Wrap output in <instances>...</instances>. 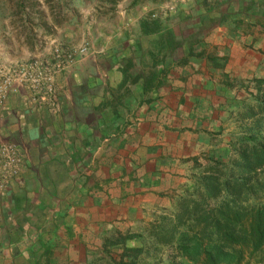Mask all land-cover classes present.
Here are the masks:
<instances>
[{"label":"rangeland","instance_id":"rangeland-1","mask_svg":"<svg viewBox=\"0 0 264 264\" xmlns=\"http://www.w3.org/2000/svg\"><path fill=\"white\" fill-rule=\"evenodd\" d=\"M222 12L227 18L219 17ZM149 15L163 30L172 31L180 45L173 54L157 47L158 33L146 35L139 30L140 19ZM229 32L233 35L227 40L224 36ZM191 45L195 51L201 45L206 52L218 49L225 60L218 55L217 61L220 66L227 64L226 71L216 72L221 67L215 69L206 60L209 67L199 66L197 73L214 74L213 82L239 88L227 86L222 94L213 95L217 101L213 113H209L212 106H202L205 103L185 105L190 110L185 114L192 118L191 122L185 119L183 128L176 119L181 118L177 110H184L180 104L168 101L156 120L151 117L154 111H142L138 103L157 94V89L141 88V83L146 85L145 80L154 75L163 78L172 65H178L170 60L186 56ZM83 46L88 47L87 53L80 51ZM4 48L22 49L27 56L18 63L0 62V81L8 77L16 84L22 78L24 101V109L16 115L12 111L3 115L10 96L0 107V142L18 146L30 166L0 190V264H203L194 243L183 250L176 238L186 232L206 244L213 236L202 232L200 236L202 224L197 221L178 222L176 212L182 198L191 193L198 197L195 188L208 174L211 155L223 162L230 142L256 131L264 133V120L256 121L260 117L240 121L236 115L253 100L252 81L264 79V0H0V52ZM103 48L122 52L120 62L123 70L128 69L130 87L114 91L132 93L134 102L130 95L125 111L115 99L69 108L62 96L67 90L63 93L59 87L58 76L88 63L92 75L99 73L95 66L108 61L98 56ZM161 53L164 63L156 64ZM37 74L41 81L52 77L53 95H42L41 88L33 96L28 79ZM72 76L69 102H78L82 94L71 85L77 75ZM179 76L182 92L189 97L195 95L184 90L186 86L199 81L205 85L192 73ZM111 108L120 112L111 114ZM206 115L211 126L208 144L193 151L186 149L187 144L173 147L171 131L154 135L165 125L179 127L176 130H184L185 137L193 135L189 131L196 130L187 129V124L197 127L196 120ZM53 116L63 118L61 131L53 125ZM130 121L140 131L121 135ZM151 122L154 129L148 131L146 124ZM255 182L238 198L241 209L264 205V170L252 179ZM162 229H173V237L159 235ZM233 247L231 252L241 251L237 264H259L264 258L262 250L252 252L241 244ZM132 248L141 249L135 260Z\"/></svg>","mask_w":264,"mask_h":264},{"label":"trees","instance_id":"trees-1","mask_svg":"<svg viewBox=\"0 0 264 264\" xmlns=\"http://www.w3.org/2000/svg\"><path fill=\"white\" fill-rule=\"evenodd\" d=\"M152 16L140 19L139 30H142L146 35L158 33L157 47L167 48L166 50L173 54L180 46L179 43L175 40L172 31L170 29L163 30L164 28L160 27L157 19ZM219 17L227 18V14L224 15L222 12ZM200 43H196V45H200ZM199 48L201 49L195 51L194 46L191 45L190 52L186 56L182 55L177 59H171L170 64L175 61L182 65L187 62L189 57H203L206 51H204L203 45ZM206 59L216 67L220 66L218 58L212 53H208ZM223 59L225 60V58ZM252 83L255 92H250L249 95L253 100L245 103L246 105L243 104L241 109L236 112L237 119L240 121L255 117H260L257 118V122L264 120V79H254ZM241 85L245 88L249 87L248 84L243 86L242 83ZM226 86L239 88L238 85L235 86L229 82H226ZM229 151L233 153L232 157L228 155ZM225 156L226 160L223 162L215 156H210L211 164L206 168L208 174L200 178V186L198 183L195 188L198 197H192L191 193L190 197L182 198L180 210L176 212L179 218L178 222L183 219L197 221L202 224L200 234L202 232L203 235L213 236V239L209 238L206 244H203L196 235L190 236L186 232H180L176 238L178 247L183 250H187L186 247L194 243L195 252L201 255L203 264L224 262L237 264L241 251H238L237 255L229 250L235 251V247H233L235 244L246 245L251 248L252 252L264 251V205H255L245 209L238 206V198L250 191L252 186L257 185V182L252 184V179L264 170V133L256 131L249 136L230 142ZM228 198L231 200L227 201ZM210 203L215 205L212 206ZM172 230L162 229L159 235L171 238L173 237ZM162 241L165 242V240ZM129 251L134 260L141 253V249L137 248H132ZM259 264H264V258Z\"/></svg>","mask_w":264,"mask_h":264},{"label":"crops","instance_id":"crops-1","mask_svg":"<svg viewBox=\"0 0 264 264\" xmlns=\"http://www.w3.org/2000/svg\"><path fill=\"white\" fill-rule=\"evenodd\" d=\"M226 29V28H225ZM225 33V32H224ZM233 34H231L230 32L228 34H225V39L229 40L230 38H232ZM236 39H241V36L238 34L236 35ZM232 42V41H231ZM100 54L98 56L103 57V59L105 58L107 62H105L104 65H100L97 64L96 67V71L99 72L97 74H95L93 72L94 75H92V70L90 72L89 68H91L88 64H84V65H80L79 70H68V72L65 74V72H63L62 74H60L58 76L57 82L59 87H61V89H63V93H64V89L65 91L67 90V92H65L62 96L66 97V104H68L69 108L72 106L74 107L75 105H78L80 107L85 108L87 105L89 104V102H92L93 105H100L101 103H103L104 101L106 102V100H112L115 99L116 100V105H127L129 103H125V100L127 102V100L129 99V96L131 95V99L135 100L134 96L132 95V93L128 92L126 94H124V92H122L123 94H121V92H117L114 91L116 89H124V88H129V81L128 79V74H127V70H123L124 67L120 62V56L123 55L122 52H120L119 54H116L115 50H112L111 52H109L108 50H104L100 49ZM208 53H212L214 56L218 57V55L222 56L225 58L224 55L219 54L218 49L217 51H212L209 50L207 52H205V55H203V57H196V56H192L190 57L186 63L180 65H172L169 68V72L166 73V75L162 78V76H158V77H154L153 79H149L148 81L145 80L146 85H143L144 83L142 82L140 87L141 88H147V89H157V94L147 100V101H142L138 104L139 105V109L142 111H148V112H152L154 111V113L151 115V117L153 119L156 118V120H158L160 118L161 115V108L163 105H166L168 103V101H173L174 104L178 105L180 104L182 106V108L184 109L183 111L181 110H177L178 112L181 113V118H179L178 116L176 117V119L178 120V123L181 127L184 128V126L186 125L185 122L187 120H189L190 118H192V115L188 113L185 114L186 110H189L188 108L184 107L185 105H200L203 104L202 106L206 107V106H212V108H209V113L215 110L214 109V105L215 103H217V101H215V99L213 98V95H215L216 93H221L223 91H225V87L226 84L222 83V81H218V82H213L215 79L214 78V74L212 75H208V73L206 72L205 75H203L201 72L197 73V70L199 68V66H203V67H209V64H207L206 62V55H208ZM218 53V54H216ZM225 54V53H223ZM27 56V53H25L22 49H11V48H4L3 52H0V62L2 61L3 63L9 64V63H18L19 61L23 60L25 57ZM162 53L159 55L158 61H156V64H160L164 63L163 59H161L162 57ZM86 63V62H85ZM197 64V65H196ZM224 64V63H223ZM221 65L219 66L220 69L216 70V72L218 71H226V65ZM106 66V67H105ZM214 66V65H212ZM105 67V68H104ZM200 67V68H201ZM192 68V69H191ZM218 68V66H215V69ZM215 69H211L209 68L210 72L211 71H215ZM73 72V73H72ZM79 72V74H78ZM192 73L194 74V78H197V81L199 80H203L205 85H200L201 81H199L195 86H193L192 84L186 86L184 88V90L189 89L192 91L188 92H193V94L195 96H187L186 93L183 94V84L181 81V78L179 76V73ZM77 73V74H76ZM72 75H77L75 78L71 79V85H73L74 88H78L77 92L81 93L82 96L81 98H79V101L76 102H69V93L68 90L70 92V89L68 88L69 85V79L72 78ZM213 76V77H210ZM135 78V77H133ZM182 80H184V78L182 77ZM136 81V79H135ZM122 82H124V85H122ZM208 85V86H207ZM128 86V87H127ZM106 90H108L109 92H105ZM22 89L19 88V90L17 89L16 92H11L10 95V99L9 102L7 103V107L8 110L6 112H3V115H8L11 111L14 115L17 114V112H20V108H23V98H22V94L23 92H21ZM176 91V92H173ZM187 92V91H186ZM95 93V95H93ZM176 94V98H171L168 97V95H173ZM106 94V96H105ZM109 94V95H108ZM184 95V96H183ZM212 95V96H210ZM127 96V97H126ZM212 97V98H211ZM127 98V99H126ZM169 98V99H168ZM123 101V102H121ZM121 102V103H120ZM63 103V102H62ZM172 103V102H171ZM157 105V107L153 108V106ZM22 106V107H21ZM27 108V107H26ZM77 109V108H74ZM98 113L99 110L96 107ZM124 111L126 110V107L123 106ZM190 111V110H189ZM109 112H113L111 114H114V112L119 113L120 110L119 108H115V109H110ZM102 113V112H101ZM104 113V112H103ZM211 113V115H212ZM36 115H38V118L40 117V113L38 112V114L36 113ZM166 115V114H163ZM150 116V114H147V117ZM168 116V114L166 115ZM214 115L211 116V118H213ZM43 118H41V121H45L44 116H42ZM204 118H200L199 120H196L197 122V127H191V124H187V129L188 128H192L196 131H189V132H194L193 135H186L187 137H185V133H183L184 130L179 129L176 130L179 127H172L170 128L169 126L165 125L162 126L161 128H163L162 130L159 129V133L154 134L155 136L158 134H162V133H166L167 131H171L172 135L169 136V140L171 142H173L172 146L173 147H183L184 144L186 145V149L189 151H193L194 148H199L201 147V145H203V143L208 142L209 139V135H211L208 130L211 128L210 126V117L208 115L203 116ZM62 120L63 118H60V116H53V118L51 119L53 125L56 127V129L58 131H61V124H62ZM129 120V118H128ZM131 120V118H130ZM191 122V119L190 121ZM67 124H70V122H68ZM79 126H82V124H80ZM133 124L131 123V121L129 122V124L127 125L126 129L123 131V133L121 135H130V134H136L137 131H140L139 128L134 127L133 128ZM96 127V126H95ZM15 129V128H13ZM153 130L154 129V124L151 122L150 124H146V130ZM136 131V132H135ZM153 131L154 133L157 132ZM144 131L139 132L138 134L143 133ZM162 132V133H161ZM187 132V134L189 133ZM166 135V134H165ZM183 136V138L185 139V141H183V138H181ZM194 136V137H193ZM196 136V138H195ZM189 139H191V142H189ZM187 140V141H186ZM199 140V142H198ZM198 142V144L195 146V144ZM208 143H206L207 145ZM205 145V144H204ZM205 145V146H206ZM159 150V149H157ZM154 165H157V163H154ZM30 164H29V159L27 157V155L24 152V168L22 170L21 174H24L28 171ZM141 184V183H140ZM137 184V185H140ZM141 190V189H140Z\"/></svg>","mask_w":264,"mask_h":264},{"label":"built area","instance_id":"built-area-1","mask_svg":"<svg viewBox=\"0 0 264 264\" xmlns=\"http://www.w3.org/2000/svg\"><path fill=\"white\" fill-rule=\"evenodd\" d=\"M88 47H81L82 53L88 52ZM40 74L30 77V86L32 87L33 96L37 93L40 94V89L43 88L42 95L54 94L52 77L47 76L44 81L39 79ZM19 82L12 84L13 82L7 77L0 81V107L7 101L11 92H16L17 89L22 86V78L18 79ZM35 99V98H32ZM24 168V154L18 146L8 141L0 142V190L5 189L12 184L13 180L16 179Z\"/></svg>","mask_w":264,"mask_h":264}]
</instances>
